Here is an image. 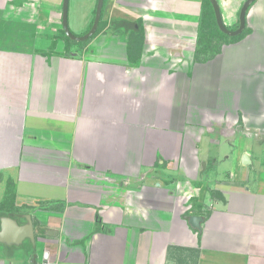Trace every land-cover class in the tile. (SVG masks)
Wrapping results in <instances>:
<instances>
[{
    "label": "crops",
    "instance_id": "crops-1",
    "mask_svg": "<svg viewBox=\"0 0 264 264\" xmlns=\"http://www.w3.org/2000/svg\"><path fill=\"white\" fill-rule=\"evenodd\" d=\"M96 1L69 0L72 32ZM201 7L104 0L68 45L62 0H0V264H264V81L242 99L249 37L196 62ZM246 25L264 37V0Z\"/></svg>",
    "mask_w": 264,
    "mask_h": 264
},
{
    "label": "rangeland",
    "instance_id": "rangeland-1",
    "mask_svg": "<svg viewBox=\"0 0 264 264\" xmlns=\"http://www.w3.org/2000/svg\"><path fill=\"white\" fill-rule=\"evenodd\" d=\"M217 1H218L219 5H220L221 12H222L225 24L229 28L235 27L238 24V12H239L238 9L240 8V6H241V4L243 3L244 0H217ZM203 4H204V6H207L208 10H205V11L208 12L207 13V17L210 18L211 22H210V24L208 26H205V25L202 26V28H200L202 33L198 34V36L202 40L201 44H205L203 51H199L198 52V50H196V52L194 53L195 54L194 59L196 60V62H197V59L204 58L203 62H200V63H205L206 61L208 62V61H210L208 59H211V58H213L216 55H218L220 59L222 57H225L226 55H229L228 52L230 51V49L227 50V48H228L227 44L236 42V41H231V37H233V36H229V35L225 36V37L224 36H221V37L217 36V30L215 29L214 24H213V13H212L211 9H209V7L207 5V0H203ZM203 12H204V9H203ZM250 22L255 24V22H257V21H255L253 19V22L252 21H250ZM250 34H251V32L246 33L245 36H243L242 38L237 40V42L240 41V40L241 41H245L249 37V39L246 40V41H248V61L246 63L248 64V70H250V72L252 74L248 78V89L246 87H243V86H245V83L243 81H242V83L239 82L242 85V86H239V88L241 89V92H242V95H241L242 99L246 96V94H248V98L255 99L257 97V95H258V92L255 89L257 88V86L260 83L263 85L262 82L264 81V75H262L260 73L258 74L256 72L254 73L252 71V70H254V71L256 70V65L258 64L259 61L264 62V43H259L260 42L259 41L258 42V44H259L258 46L257 45L253 46L252 45V41L257 40V38H259L260 40L264 41V37L261 36V35H257V37H256V34L250 37L249 36ZM216 37H218V38H216ZM187 42H188V47H187L188 49L192 50L194 48H198V45H197V47L191 46L192 45L191 43H193L194 41H190V38H188ZM253 61H254V63H253ZM213 66H214V63H209L208 65L204 66V71L207 68H211L212 69ZM242 69H244L243 68V63L240 62V61H237V65H235V67H234V73L233 74H235L236 71H241ZM229 74H231V73L230 72L224 73L222 71V69H221V72H217V70L215 72L214 71H207L206 74H205V79L208 80V81H212V79H215L216 84H222L223 83L222 82L223 79L226 82H228V77H230ZM242 74L243 73H241L238 76V79H237L238 81H241L240 76ZM233 76H235V75H233ZM226 77H227V79H225ZM221 78H223V79H221ZM250 80H252V81L250 82ZM217 81H219V82H217ZM236 83H237V81H236ZM245 90H248V93ZM261 95L264 97V88L261 91ZM197 96L198 95H192L191 94L190 100L192 101L194 98L196 99ZM226 98L227 97L225 95H222L220 101L223 104H225L227 102H230V103L234 102V106H235L236 97L233 98L234 101H233L232 97L230 98V101H228L229 98L228 99H226ZM248 105H249V102H248ZM251 107H253V109H257L259 106L254 101L252 103ZM206 136H209V135H206ZM172 140H173V137H172ZM209 145H210V149H212V151H213V149H216V148H218L222 152L228 151L226 143H222L220 146H217L216 144H213V143H210ZM258 149L260 150V154H261L260 155V159L264 158V139H263V141H261V144L254 145V147L252 149L253 150L252 152H255V150L258 151ZM220 160L223 161L224 159L221 158ZM250 165H251V163L248 164V166H250ZM220 168H221V170H220V173H219V177L224 176L223 178L226 179L227 178L226 175L228 174L229 169H230V163L228 161H226L225 163H221L220 164ZM228 176H229V174H228ZM196 179L197 178H193V179L190 180V182L191 183L193 182L192 184H196L197 183ZM155 185L157 186V183H155ZM158 190L161 191L159 188H158ZM174 190H176V189L173 188V191ZM204 195H206V196L208 195L207 191H206V194L204 193ZM162 198H164V197H162ZM145 200H148V199H145ZM168 202H169V199L167 197L164 198V200H163L164 205H167ZM175 203H174V205H176ZM161 214L164 215V213H161Z\"/></svg>",
    "mask_w": 264,
    "mask_h": 264
},
{
    "label": "water",
    "instance_id": "water-1",
    "mask_svg": "<svg viewBox=\"0 0 264 264\" xmlns=\"http://www.w3.org/2000/svg\"><path fill=\"white\" fill-rule=\"evenodd\" d=\"M255 1L256 0H244L243 1V3L240 6L239 12H238V26L235 29H230L224 22L218 1L217 0H209L211 6L213 8V12H214V16H215V20H216V24H217L218 28L222 32H224L225 34H227L229 36H236L242 32V30L244 29V27L246 25V16H247L248 10L250 9V7L252 6V4ZM103 3H104V0H97L96 1L95 13H94L93 21H92L90 28L86 32H84L83 34H76V33L72 32V30L69 28V24H68L69 0H62L61 25H62V29L64 30V33L70 39L75 40V41L87 40L97 30V27H98V24H99V21L101 18V11H102V7H103ZM241 162L243 164H250L251 160L246 153H244L242 155ZM8 220L11 221L12 219L8 218ZM202 220H203V217H201L199 215H190L188 217L189 225L192 228H197L198 230L201 229L200 224H201ZM26 228L30 229V225L28 224Z\"/></svg>",
    "mask_w": 264,
    "mask_h": 264
},
{
    "label": "trees",
    "instance_id": "trees-1",
    "mask_svg": "<svg viewBox=\"0 0 264 264\" xmlns=\"http://www.w3.org/2000/svg\"><path fill=\"white\" fill-rule=\"evenodd\" d=\"M207 5H208V7H209V9H211V11H212V13H213V24H214V27H215V29L217 30V36L218 37H221V36H228L227 34H225L224 32H222L219 28H218V26H217V24H216V20H215V16H214V12H213V8H212V6H211V4H210V2H209V0H207ZM201 16H200V22H199V30H198V34H200V33H202L201 32V29L200 28H202V26H208L209 24H210V18L209 17H207V11H205V10H208L207 9V6H204V4H203V0H202V7H201ZM203 9H204V12H203ZM103 22L101 21V19H100V21H99V25H98V28H97V31L101 28V26L103 25L102 24ZM205 23V24H204ZM238 26V24L235 26V27H232V28H230V29H235L236 27ZM62 32H63V30H62ZM249 32H251V29L247 26V25H245V27H244V29L242 30V32L240 33V34H238V35H236V36H233V37H231V41H237V40H239L240 38H242L243 36H245V34L246 33H249ZM65 36V39H66V42L68 43V45L69 44H71V43H80V44H82V42L80 41V42H76V41H74V40H71L67 35H64ZM218 37H216V38H218ZM202 43V40H201V38L198 36L197 37V45H198V48H196L195 49V52H196V50H198V52L199 51H203L204 50V46H205V44H201ZM197 45H196V47H197ZM197 60H204V58H201V59H197Z\"/></svg>",
    "mask_w": 264,
    "mask_h": 264
}]
</instances>
